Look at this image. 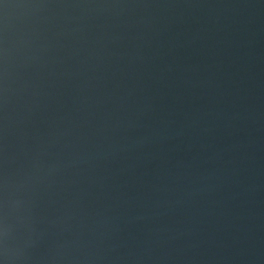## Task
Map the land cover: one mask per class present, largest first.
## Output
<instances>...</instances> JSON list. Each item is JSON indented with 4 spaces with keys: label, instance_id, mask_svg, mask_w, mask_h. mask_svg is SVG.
Wrapping results in <instances>:
<instances>
[{
    "label": "water",
    "instance_id": "95a60500",
    "mask_svg": "<svg viewBox=\"0 0 264 264\" xmlns=\"http://www.w3.org/2000/svg\"><path fill=\"white\" fill-rule=\"evenodd\" d=\"M5 2L0 259L264 264V0Z\"/></svg>",
    "mask_w": 264,
    "mask_h": 264
},
{
    "label": "clouds",
    "instance_id": "9594fccd",
    "mask_svg": "<svg viewBox=\"0 0 264 264\" xmlns=\"http://www.w3.org/2000/svg\"><path fill=\"white\" fill-rule=\"evenodd\" d=\"M3 234L6 235V229L4 230V233ZM0 264H8L7 259H0Z\"/></svg>",
    "mask_w": 264,
    "mask_h": 264
},
{
    "label": "snow or ice",
    "instance_id": "6c2138e0",
    "mask_svg": "<svg viewBox=\"0 0 264 264\" xmlns=\"http://www.w3.org/2000/svg\"><path fill=\"white\" fill-rule=\"evenodd\" d=\"M5 4V0H0V7H3ZM0 235H2V227H0Z\"/></svg>",
    "mask_w": 264,
    "mask_h": 264
}]
</instances>
